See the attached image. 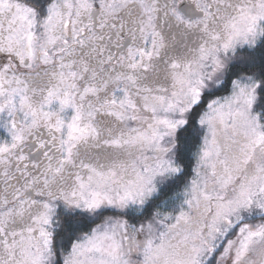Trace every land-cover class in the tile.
Masks as SVG:
<instances>
[{"label":"snow or ice","instance_id":"snow-or-ice-1","mask_svg":"<svg viewBox=\"0 0 264 264\" xmlns=\"http://www.w3.org/2000/svg\"><path fill=\"white\" fill-rule=\"evenodd\" d=\"M0 264H264V0H0Z\"/></svg>","mask_w":264,"mask_h":264}]
</instances>
